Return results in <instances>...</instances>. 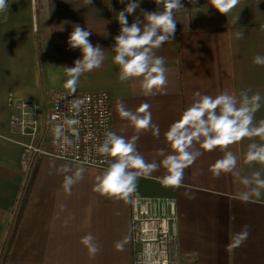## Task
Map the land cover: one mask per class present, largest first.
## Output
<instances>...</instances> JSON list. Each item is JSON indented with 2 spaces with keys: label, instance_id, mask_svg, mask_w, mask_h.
Wrapping results in <instances>:
<instances>
[{
  "label": "crops",
  "instance_id": "crops-1",
  "mask_svg": "<svg viewBox=\"0 0 264 264\" xmlns=\"http://www.w3.org/2000/svg\"><path fill=\"white\" fill-rule=\"evenodd\" d=\"M128 2L92 0L86 5L85 0H7L9 7L0 11V264H134L132 202L94 191L96 177L106 169L47 155L38 160L23 217L4 259L29 180L22 157L24 143L31 136L11 119L19 113V102H36L40 121L46 114V133L40 131L36 141L42 149L50 148L47 114L52 95L57 90L71 91L65 87L70 78L67 67L82 59L80 49L68 44L76 24L92 32L90 41L103 49L105 59L100 68L79 77L75 92L108 91L113 132L127 141L137 137L136 150L147 163L159 165L154 171L132 169L141 175L130 199L175 202L177 263L264 264V188L248 202L237 199L258 187L254 173L264 179V161L246 158L251 144L264 145V136H246L213 151L202 147L203 138L194 140L189 150L202 155L184 169L179 186L162 183L169 173L161 163L176 154L166 133L199 99L197 92L213 98L227 93L237 106L246 104L245 96L258 93L260 108L253 114L252 126H261L264 65L254 64L253 58L264 56V0H240L226 15L209 0L196 4L181 0L184 8L175 10V38L154 49L156 56L164 58L167 83L151 94L142 88L143 77L121 81L120 67L114 63L115 37L120 34L117 18ZM162 10L163 5L155 0H140L135 13L126 14L128 24L144 21V11ZM238 32L242 38H237ZM118 103L133 112L148 104L151 125L135 127L121 118ZM226 151L236 157L237 164L216 177L211 166ZM80 169L82 179L66 190L65 177L75 178ZM245 225L247 239L229 250L232 237ZM88 235L99 249L94 255L81 243Z\"/></svg>",
  "mask_w": 264,
  "mask_h": 264
},
{
  "label": "clouds",
  "instance_id": "clouds-1",
  "mask_svg": "<svg viewBox=\"0 0 264 264\" xmlns=\"http://www.w3.org/2000/svg\"><path fill=\"white\" fill-rule=\"evenodd\" d=\"M121 4L125 0H119ZM196 4L197 0H190ZM155 3L163 5L162 11H144V21L136 19L130 26L127 15H132L140 7V0H129L126 7L119 11L118 22L120 24V34L115 37L113 47L116 55L114 63L120 67V80L126 81L131 78H140L142 88L146 94H151L154 89L162 88L167 83L165 61L163 57L156 56L154 49H158L175 38L176 19L175 10L184 8L181 0H155ZM209 3L219 13L226 15L235 8L240 0H209ZM85 4H92V0H85ZM9 7L7 0H0V11H5ZM197 10L199 8H196ZM239 16L236 17V21ZM141 24L143 26L141 27ZM92 32L76 24L69 35L68 44L70 48L80 49L82 59L74 61L73 67H67L70 77L65 87L75 93L79 77L86 72L100 68L105 59L103 49L99 45H93L90 41ZM237 38H242L243 33L238 32ZM253 63L264 65V56H255ZM199 99L195 100L191 107L187 108L181 118L174 122L166 133L167 140L171 143L176 154L168 155L161 162L168 170V175L164 176L162 183L179 186L182 182L183 172L186 167L192 164L195 159L202 155L199 151L194 154L189 149L193 141L202 140V147L207 151H213L218 146L226 148L228 145L253 134L264 136V121L261 126H252L253 114L260 108L261 96L257 93L251 98L245 96L246 104L237 106L235 98L227 93L213 98L212 96L195 93ZM82 103V101L78 102ZM149 105L143 104L137 112L126 109L123 103L117 104V111L121 118L129 120L135 127L148 128L151 125V113L148 111ZM138 113H144L143 116ZM76 123V121H68ZM134 137L132 141H127L124 137L118 136L114 132H107L104 143L99 147L100 153L115 159L109 161V166L102 175L96 177L94 191L108 197L131 201L130 197L137 191L138 177L141 175L138 170H157L159 165L155 162L147 163L144 157L136 150ZM163 150H161L162 152ZM246 158L251 161H264V145L251 144ZM237 164L236 157L226 151L222 159H219L211 166V170L216 177L221 172H231ZM83 170L77 171L75 178L65 177L64 187L70 191L71 185L82 179ZM150 172V171H149ZM255 182L258 187L251 193L244 192L237 196L243 202H248L253 195H261L260 188H264V179H260V173H254ZM247 184L248 181L245 180ZM248 226L245 225L241 232L232 237V242L227 246L230 250L240 246L247 239L249 233ZM91 235L82 237L81 243L89 247L91 254H95L99 249L92 244ZM119 247V244L117 245Z\"/></svg>",
  "mask_w": 264,
  "mask_h": 264
},
{
  "label": "built area",
  "instance_id": "built-area-1",
  "mask_svg": "<svg viewBox=\"0 0 264 264\" xmlns=\"http://www.w3.org/2000/svg\"><path fill=\"white\" fill-rule=\"evenodd\" d=\"M80 101L82 103H78ZM18 108L19 113L11 119V122L18 126L23 134L31 136V140L24 143L22 157L23 169L27 172L28 179L39 158L44 155L102 169H107L109 161L114 159L101 154L99 150L104 143L106 133L113 132L111 95L108 91L83 93H72L69 90L55 91L47 114L50 136V148L47 150L42 149L36 141L40 134L39 105L34 101L26 100L19 102ZM68 121H76V123L70 124ZM132 201L134 240L140 237L145 240L143 237L148 236L149 258L158 257V264L159 262L167 264V253H170L171 249L174 252L176 250V231L173 224L175 202L152 201L140 197H133ZM161 211L164 213L169 211L172 216L155 218L154 216ZM162 256L163 260L159 261Z\"/></svg>",
  "mask_w": 264,
  "mask_h": 264
},
{
  "label": "rangeland",
  "instance_id": "rangeland-1",
  "mask_svg": "<svg viewBox=\"0 0 264 264\" xmlns=\"http://www.w3.org/2000/svg\"><path fill=\"white\" fill-rule=\"evenodd\" d=\"M43 116L44 117H43L42 121H40L39 131L44 132V134H45L46 133L45 132L46 114H44ZM40 118H42V117H40ZM148 216L151 217L152 215H148ZM170 216H172V214H170L169 211L167 213H164L161 211V212H158L156 214V216H154V217L157 219H161V218H169ZM132 217L133 216L131 215V226H132ZM170 221H172V220H170ZM132 234H133V242H134V264H158L157 263L158 257L156 259L149 258L148 254H149L150 250H149L148 244L150 243V240L148 239V236L143 237V238H145V240L140 239L141 237L138 238L137 240H134V234H135L134 229H132ZM170 248H169V250H170ZM167 254H168V256H166V260L168 261L167 264H178L177 259H176L177 256L175 257L173 249H171V252L167 253ZM162 260H163V256L161 258H159V261H162ZM159 264H162V262H159Z\"/></svg>",
  "mask_w": 264,
  "mask_h": 264
},
{
  "label": "trees",
  "instance_id": "trees-1",
  "mask_svg": "<svg viewBox=\"0 0 264 264\" xmlns=\"http://www.w3.org/2000/svg\"><path fill=\"white\" fill-rule=\"evenodd\" d=\"M38 168H39V162L36 163V165L34 167V170H33L32 174H31V177L28 180V183H27V185L25 187L23 199H22L21 205L19 207V211H18V214H17V217H16L15 224L13 226L12 235L10 236L9 241L7 243V247H6V250H5L4 259L7 257V254L9 252V249H10V247L12 245V242H13V240L15 238L16 231H17L18 226L20 224V221H21V219L23 217V213H24L25 207L27 205L28 198H29V195H30L32 186L34 184V181H35V178H36V175H37Z\"/></svg>",
  "mask_w": 264,
  "mask_h": 264
}]
</instances>
